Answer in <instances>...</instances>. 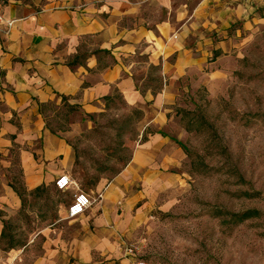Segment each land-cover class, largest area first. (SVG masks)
Wrapping results in <instances>:
<instances>
[{"label": "crops", "instance_id": "crops-1", "mask_svg": "<svg viewBox=\"0 0 264 264\" xmlns=\"http://www.w3.org/2000/svg\"><path fill=\"white\" fill-rule=\"evenodd\" d=\"M0 7L16 20L0 39V236L21 208L5 179L10 171L1 167H9L11 149L19 150L26 191L69 176L75 159L66 140L46 128L41 106L66 102L96 113L119 95L144 114L143 129L152 130L125 172L155 177L176 166L167 134L178 82L203 77L204 68L220 71V62L264 30V0H0ZM164 153L166 160H158ZM124 177L89 207L76 233H41L33 264H127L122 244L139 220L131 214L135 196L115 212L131 184Z\"/></svg>", "mask_w": 264, "mask_h": 264}, {"label": "rangeland", "instance_id": "rangeland-1", "mask_svg": "<svg viewBox=\"0 0 264 264\" xmlns=\"http://www.w3.org/2000/svg\"><path fill=\"white\" fill-rule=\"evenodd\" d=\"M218 69L204 68L203 77L178 82L167 134L176 166L159 169L155 177L125 172L152 130L143 129L144 114L119 95L96 113L66 102L41 106L46 128L74 151L67 174L76 185L59 192L53 180L26 191L19 150L11 149L9 167H1L10 171L5 179L21 208L4 225L0 264H33L43 232L76 233L91 210L68 219L73 194L89 195L93 208L122 173L131 184L115 212L121 214L124 200L135 196L131 214L139 220L122 244L124 255L131 251L127 264H264V30ZM160 82L153 77L155 88Z\"/></svg>", "mask_w": 264, "mask_h": 264}, {"label": "built area", "instance_id": "built-area-1", "mask_svg": "<svg viewBox=\"0 0 264 264\" xmlns=\"http://www.w3.org/2000/svg\"><path fill=\"white\" fill-rule=\"evenodd\" d=\"M211 1H222V0H211ZM15 22L16 20L6 18L3 15L0 7V39L9 36L12 28L15 25ZM75 185L76 184L74 183V181L71 180V178L67 175L58 176V178L54 182V186L56 190L60 192H64L69 188L74 187ZM99 197H101V195ZM92 202L93 200L89 195H87L82 191H77L76 193L73 194L72 200L70 204L67 206L66 217L68 219H74L83 215L92 205ZM130 254H131L130 250L125 251V256H127V259L128 257H130ZM134 264H143V263H134Z\"/></svg>", "mask_w": 264, "mask_h": 264}]
</instances>
